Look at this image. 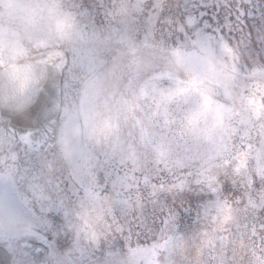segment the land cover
Segmentation results:
<instances>
[{"label": "clouds", "instance_id": "obj_1", "mask_svg": "<svg viewBox=\"0 0 264 264\" xmlns=\"http://www.w3.org/2000/svg\"><path fill=\"white\" fill-rule=\"evenodd\" d=\"M205 2L221 14L231 10L234 15L235 9L261 0H167L181 11L187 3L197 13ZM153 3L0 0V254L7 253L9 264H200L199 241L191 237L211 231V224L197 223L204 206L217 199L208 180L220 189L219 198L227 201L233 216L225 233H231L230 243L220 253L222 264H264V175L258 171L264 168V42L251 33L250 45L260 54L245 52L233 75L231 59L218 48L210 59L181 33L150 30ZM37 5H56L57 14L33 23L29 13ZM57 24L64 25L63 37ZM233 35L229 43L235 48L239 37ZM41 40L45 45L38 44ZM55 52L63 53L61 72L45 63ZM11 66L22 71L13 75ZM190 75L204 82L213 101L212 111L192 129L185 118L200 108L199 95L169 104L167 116L156 108L161 90L175 88L177 80ZM95 77L99 82L87 91L93 113L89 127L97 129L110 114L127 113L122 100H133L148 88L149 95L137 101L139 110L126 121L121 116L115 136L98 133V139H89L83 134L81 101ZM65 109L80 123L82 134L73 145L91 153L87 164L78 156L66 158L58 144ZM21 113L31 118L21 119ZM137 121L149 127L147 138ZM30 129L40 132L35 151L19 140ZM13 153L19 155L14 165ZM241 153L249 155L237 174ZM117 175L127 177L130 186L117 184ZM145 176L158 185L187 182L191 189L160 194L162 206L179 210L189 240L175 253L158 250V261L150 252L138 251L162 242L166 216L159 207L154 211L142 183ZM133 177L141 181L139 187ZM85 189L99 199L89 198ZM138 198L144 203L147 229L137 227ZM189 199L195 206L188 205ZM123 200L130 206H122ZM186 206L192 207L190 220L183 218ZM202 259L212 264L207 251Z\"/></svg>", "mask_w": 264, "mask_h": 264}, {"label": "snow or ice", "instance_id": "obj_2", "mask_svg": "<svg viewBox=\"0 0 264 264\" xmlns=\"http://www.w3.org/2000/svg\"><path fill=\"white\" fill-rule=\"evenodd\" d=\"M216 5L201 3L199 5V12L192 10L187 3L183 5V10H180V6L176 5L172 7L167 3V0H154L153 3V14L148 18L147 24L150 30L159 28L163 33L165 29H169V35L171 31L174 30L178 33L184 35L186 39H189L193 45L194 49H198L200 52L205 53L210 59H215V50L218 48L222 55L228 56L231 61V72L233 75L239 72V61L245 55V52L249 56L259 55V52L253 51L250 45L251 33L256 32L257 38L264 42V0H261L260 4H251L247 6H241L235 9V14L230 10L224 14L216 11ZM211 8L212 11L207 9ZM57 14L56 5H37L29 13L30 19L33 23L37 19H43L45 16L54 17ZM57 33L63 37L64 36V25L57 24ZM245 30H248V35H245ZM225 32L228 36H225ZM191 33L195 36L192 40ZM208 33H211L209 35ZM239 37V43L234 48L229 43V37ZM45 41H38L40 46L45 45ZM22 51V49H21ZM174 55L178 57L181 56L179 50L174 51ZM45 63H51L57 72L63 71L65 67V61L63 58V53L55 52L49 55L48 60ZM10 71L13 75L21 72V69L15 66L10 67ZM172 78L171 76L169 77ZM158 79V78H157ZM99 82V77H95L93 81L86 86V91L84 97L81 101L82 114L84 116V129L83 134L87 135L89 139L97 138L98 133L107 136H115L119 132L121 116L124 115L125 121L129 115L134 114L136 110H139L140 105L137 101L146 98L149 95L148 88H142L138 96L134 97L133 100H122L121 103L126 106L127 113H122L117 111L110 114L104 121L103 126L100 129L97 127H89V119L93 118V113L89 101L87 88H94ZM175 88H170L168 90H161L159 93V100L156 103L157 114L163 110L165 116H167V106L173 102H177L180 99H188L194 95H199L202 99V104L200 108L191 112L186 116V127L192 129L199 122V120L206 116L207 113L212 111L213 101L209 95L204 91V82L199 79L196 75H190L185 81H176ZM54 87H58L54 85ZM68 85L65 83V88ZM153 87V91H155ZM107 106V105H106ZM56 109H59V104H57ZM66 119L60 129V135L58 138V144L61 147L62 152L66 158H73L78 156L82 159L85 164L92 160V155L83 149H78L73 145V139L79 137L82 134V129L78 121H73L70 116H67V109H65ZM21 119H30V113H21ZM151 119V118H149ZM167 119L165 123H167ZM52 123H55L53 121ZM137 126L140 128V132L143 138H147L150 135L149 127L142 121H137ZM51 129H47L44 134V139H46V132ZM40 136V132L37 130H28L19 136L20 142L27 148L35 151L37 146L41 143L37 137ZM248 153H241L237 156L239 164L235 169L236 173L239 174L242 169L246 167ZM13 165L19 159V155L13 153L12 155ZM47 167L51 170V162L47 163ZM15 171V168H13ZM261 175H264V168L258 170ZM133 180L139 187L141 181ZM117 184L122 186H130L128 184L127 177H119L117 175ZM142 183L148 190L149 201L153 206L154 211L159 207L161 212L166 211V216L164 218V229L162 232L163 240L160 244L153 245L152 249H140L138 251L145 253L150 252L151 256L156 258L158 261L160 249H167L172 253L176 251L183 250L187 244L189 237L182 231L181 225V215L179 210L176 208H165L161 205L160 194L162 192H171L175 194H185L191 191L190 186L187 182H178L174 185H158L152 181L149 176L143 177ZM213 181L208 180L207 184L209 190L217 195V199L210 205L204 206L203 212L198 214L197 223H204L205 225L211 224V231H201L191 237L193 241H199L197 245L200 259V264H205L202 259L205 252L207 251L212 264H222L223 257L220 255L226 249L230 243L231 233L225 235L227 232V226L233 220L231 210L226 206L227 201L221 202L219 198L220 189L213 186ZM39 187V186H37ZM86 195L92 199H99V194L94 193L91 189H85ZM119 195V193H118ZM121 205L128 207L129 202L127 200L120 201ZM188 205L195 206V201L193 199L188 200ZM137 206L141 209V216L137 227L147 229L149 227L148 218L144 215V203L141 199H137ZM254 206V205H253ZM215 207L216 213L212 215L210 213V208ZM192 207L186 206L184 211V219H191ZM131 231V229H129ZM9 257L7 253L0 254V264H9ZM147 264H153L150 260Z\"/></svg>", "mask_w": 264, "mask_h": 264}]
</instances>
